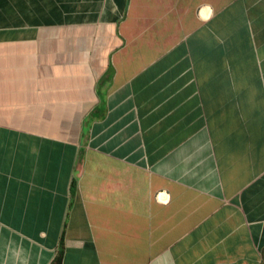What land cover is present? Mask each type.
Returning a JSON list of instances; mask_svg holds the SVG:
<instances>
[{
	"label": "crops",
	"instance_id": "0c3cea01",
	"mask_svg": "<svg viewBox=\"0 0 264 264\" xmlns=\"http://www.w3.org/2000/svg\"><path fill=\"white\" fill-rule=\"evenodd\" d=\"M0 264H264V0H0Z\"/></svg>",
	"mask_w": 264,
	"mask_h": 264
},
{
	"label": "trees",
	"instance_id": "16d2710c",
	"mask_svg": "<svg viewBox=\"0 0 264 264\" xmlns=\"http://www.w3.org/2000/svg\"><path fill=\"white\" fill-rule=\"evenodd\" d=\"M60 260H61V258L59 257L58 260H57V263H60Z\"/></svg>",
	"mask_w": 264,
	"mask_h": 264
}]
</instances>
